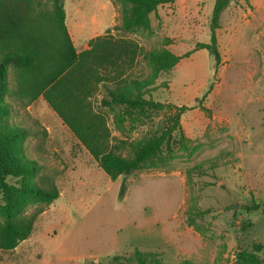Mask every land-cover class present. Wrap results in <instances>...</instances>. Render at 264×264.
I'll use <instances>...</instances> for the list:
<instances>
[{
  "label": "rangeland",
  "instance_id": "374dc122",
  "mask_svg": "<svg viewBox=\"0 0 264 264\" xmlns=\"http://www.w3.org/2000/svg\"><path fill=\"white\" fill-rule=\"evenodd\" d=\"M235 3L222 12L220 24L227 30L220 33L226 38L233 31L238 53L226 54L216 70L207 48L194 50L197 42L210 41L215 0L160 5L151 15L150 32H108L120 22L119 3L113 0H65L67 27L78 51L106 34L137 42L141 53L164 46L180 55L193 50L161 73L147 94L192 107L181 116L190 140L187 148L175 146L167 166L113 180L46 100L26 104L8 95L13 104L9 122L28 131L26 154L38 163L40 174L53 178L60 195L44 206L29 237L12 250L0 249V264H98L112 262L114 255L136 264L130 257L136 247L155 251L161 264H235L239 248L252 250L256 244H261L264 264V215L247 208L252 195L264 199V8L254 9L248 0ZM120 70L121 77L145 76L150 67L138 54L133 66ZM15 77L11 69L10 90ZM105 94L99 84L90 99L94 110L106 115L113 143L161 130L173 113H134L118 125L123 108L102 107ZM174 137L180 139V133ZM34 208L28 206L26 213ZM199 209L209 210L195 216ZM189 216L194 224L187 222Z\"/></svg>",
  "mask_w": 264,
  "mask_h": 264
},
{
  "label": "trees",
  "instance_id": "16d2710c",
  "mask_svg": "<svg viewBox=\"0 0 264 264\" xmlns=\"http://www.w3.org/2000/svg\"><path fill=\"white\" fill-rule=\"evenodd\" d=\"M113 1L119 3L120 22L108 29V32L136 29L150 32L153 26L152 13L160 5L174 3L176 0ZM230 2L215 0L210 41H199L194 49L207 48L214 58L216 70L222 63L217 29L221 26V14ZM88 43V48L81 51L76 49L66 23L65 0H0L1 250H12L29 237L44 206L51 204L60 195L53 178L40 174L38 163L27 156L24 140L28 131L9 122L13 104L6 100L8 95L18 97L26 104L39 97L46 100L113 180L137 170L167 166L178 143L187 148L186 143L190 139L184 133L181 116L192 107L158 101L147 97V94L156 87V79L161 73L172 70L181 58L189 56L193 50L180 55L164 46L141 53L137 42L118 39L109 34L98 35ZM138 54L142 55L150 67L148 74L121 77L123 72L120 68L133 66ZM108 68L111 70L106 73ZM11 69H14L16 77L15 86L10 90ZM109 81L113 85L109 86ZM99 84H104L106 90L100 105L113 110L123 108V116L119 117L118 125L125 121L127 115L134 113L140 115L162 109L172 110L173 113L161 130L137 139H118L113 143L106 115L94 110L90 99ZM200 107L209 110L202 103ZM177 131L180 133L178 140L174 137ZM122 148L126 154L119 151ZM193 170L191 168L189 172ZM125 187L123 181L120 196ZM30 205L35 208L31 213H26ZM247 208L261 209L264 215V199L258 201L252 195ZM208 210L199 209L195 216ZM187 222L194 224L195 218L189 216ZM261 248V244L254 245L252 250L239 248L235 264H262L263 260L258 254ZM157 256L155 251H144L136 247L130 257L136 264H161ZM98 264L125 262L121 255H114L112 262ZM182 264L193 263L184 260Z\"/></svg>",
  "mask_w": 264,
  "mask_h": 264
},
{
  "label": "crops",
  "instance_id": "0c3cea01",
  "mask_svg": "<svg viewBox=\"0 0 264 264\" xmlns=\"http://www.w3.org/2000/svg\"><path fill=\"white\" fill-rule=\"evenodd\" d=\"M236 0H231L229 6L227 7V10H229L230 8H235L234 7V3H235ZM249 3L251 4V6L255 9V8H261L263 7L264 8V0H248ZM239 2H243V0H239ZM236 4V3H235ZM238 5V4H237ZM239 6V5H238ZM240 13V12H239ZM241 16L239 14V16H236L235 18V23H240L241 20H240ZM221 27V28H220ZM219 27V29L217 30V36H218V44H219V50H220V53H221V56H222V61L224 62V57L225 55L227 54H230V53H238L237 50H238V44H237V41H236V38H235V34L232 32H230L229 30V33H228V37L225 38L224 36V33L221 34L220 31L222 29H224V25L221 24V26ZM224 30H227V29H224ZM222 32V31H221ZM85 48H88L86 46H84L81 50L85 49ZM79 50V51H81Z\"/></svg>",
  "mask_w": 264,
  "mask_h": 264
},
{
  "label": "bare ground",
  "instance_id": "6f19581e",
  "mask_svg": "<svg viewBox=\"0 0 264 264\" xmlns=\"http://www.w3.org/2000/svg\"><path fill=\"white\" fill-rule=\"evenodd\" d=\"M73 29H74V28H73ZM73 31H74V33H75L76 30L74 29ZM73 31H72V33H73Z\"/></svg>",
  "mask_w": 264,
  "mask_h": 264
}]
</instances>
